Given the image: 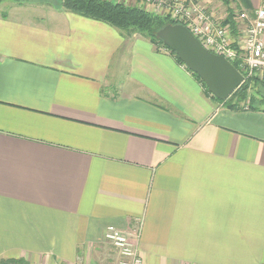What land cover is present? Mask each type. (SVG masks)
<instances>
[{
  "label": "crops",
  "instance_id": "crops-1",
  "mask_svg": "<svg viewBox=\"0 0 264 264\" xmlns=\"http://www.w3.org/2000/svg\"><path fill=\"white\" fill-rule=\"evenodd\" d=\"M57 4L0 10V262L117 263L115 226L144 264H264V105Z\"/></svg>",
  "mask_w": 264,
  "mask_h": 264
},
{
  "label": "built area",
  "instance_id": "built-area-1",
  "mask_svg": "<svg viewBox=\"0 0 264 264\" xmlns=\"http://www.w3.org/2000/svg\"><path fill=\"white\" fill-rule=\"evenodd\" d=\"M129 4V0H116ZM148 10H165L172 20L183 24L211 52L237 62L246 77L264 79V4L253 11L239 10L235 16L239 27L234 32L225 19L216 17L209 8L195 0H138ZM156 14H159L156 12ZM108 241L117 251V263L144 264L138 247L131 235L115 226H109L105 233Z\"/></svg>",
  "mask_w": 264,
  "mask_h": 264
},
{
  "label": "trees",
  "instance_id": "trees-1",
  "mask_svg": "<svg viewBox=\"0 0 264 264\" xmlns=\"http://www.w3.org/2000/svg\"><path fill=\"white\" fill-rule=\"evenodd\" d=\"M3 1L6 0H0V2ZM232 1L237 3V0H224V2L229 3V5ZM239 1L245 6H249L248 0ZM56 3L66 10L72 11L90 19L102 21L113 27H116L119 30L125 31L128 34L140 33L156 46L165 47L170 50L171 54L181 64H183L175 52L167 47L157 35L158 31L165 26L169 24H178V22L172 20L170 17L152 13L145 9L144 6H140L139 4L132 5L116 0H56ZM238 6L233 9L229 7V14L225 19V23L231 24L234 32L236 33L238 32L239 27L237 21H235V16L237 14L236 10H238ZM232 63L238 70L245 74L237 62ZM194 76L203 85L206 92L211 94L202 79L197 74H194ZM258 85L264 88V80L256 77L251 79L246 77V81L242 84V86L237 89L235 93L226 101H221L216 97H213L231 109L240 110L245 104L248 108H253L257 102L261 105H264V92L260 93L259 91H252L256 90ZM0 263L25 264L23 260H8L2 261Z\"/></svg>",
  "mask_w": 264,
  "mask_h": 264
},
{
  "label": "water",
  "instance_id": "water-1",
  "mask_svg": "<svg viewBox=\"0 0 264 264\" xmlns=\"http://www.w3.org/2000/svg\"><path fill=\"white\" fill-rule=\"evenodd\" d=\"M157 35L192 73L202 79L218 100L229 99L246 81L231 61L205 48L185 25L169 24Z\"/></svg>",
  "mask_w": 264,
  "mask_h": 264
},
{
  "label": "rangeland",
  "instance_id": "rangeland-1",
  "mask_svg": "<svg viewBox=\"0 0 264 264\" xmlns=\"http://www.w3.org/2000/svg\"><path fill=\"white\" fill-rule=\"evenodd\" d=\"M22 1H25V0H6V1H3V2H0V10L1 11H5V10H7L8 9V7L10 6V4H15V3H18V2H22ZM27 1H30V0H27ZM31 1H34V0H31ZM43 1V0H42ZM129 4H132V5H136V4H139V1L138 0H129V2H128ZM140 6H141V4H139ZM145 9L146 8H148L147 6H145L144 7ZM148 10V9H147ZM148 11H150V12H152V13H159L160 15H162V16H167V17H170V16H168L167 14H166V11L165 10H160V8H159V10H157L156 11V8H154L153 10H148ZM236 13H237V11H236ZM171 18V17H170ZM252 78H255V77H252ZM256 78H259V79H261L260 77H256ZM251 79V78H250ZM262 80H264V79H262ZM253 92L254 91H259L260 93H263L264 92V88L263 87H261L260 85H258L257 86V89L256 90H252ZM1 264V263H0Z\"/></svg>",
  "mask_w": 264,
  "mask_h": 264
}]
</instances>
